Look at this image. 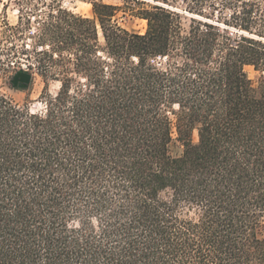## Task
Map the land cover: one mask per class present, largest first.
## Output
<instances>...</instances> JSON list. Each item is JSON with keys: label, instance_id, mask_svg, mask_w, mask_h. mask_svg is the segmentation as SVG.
I'll use <instances>...</instances> for the list:
<instances>
[{"label": "trees", "instance_id": "16d2710c", "mask_svg": "<svg viewBox=\"0 0 264 264\" xmlns=\"http://www.w3.org/2000/svg\"><path fill=\"white\" fill-rule=\"evenodd\" d=\"M181 1L144 34L93 3L102 42L59 8L28 28L42 108L0 91V264H264V0Z\"/></svg>", "mask_w": 264, "mask_h": 264}, {"label": "rangeland", "instance_id": "374dc122", "mask_svg": "<svg viewBox=\"0 0 264 264\" xmlns=\"http://www.w3.org/2000/svg\"><path fill=\"white\" fill-rule=\"evenodd\" d=\"M93 3L118 8L114 18L115 23L126 31L136 34H144L147 28V23L141 18L140 13L143 9L156 4L180 12L184 24H187L189 18L181 0L176 2L168 0L167 3H163L162 0H0V63L6 68V71H0V91L20 106L28 105L33 111L41 110L39 98L44 84L40 77L33 75L31 84L24 92L13 91L8 86L14 72L18 68H25V65L31 62L27 55L22 54L25 50H31L34 44L29 39L28 28L39 33L45 14L59 8L94 20L102 42L100 28L92 10ZM19 10L22 15L20 23ZM246 71L249 78L255 82L257 73L250 67H247ZM56 89L57 85L52 83L51 92Z\"/></svg>", "mask_w": 264, "mask_h": 264}, {"label": "water", "instance_id": "95a60500", "mask_svg": "<svg viewBox=\"0 0 264 264\" xmlns=\"http://www.w3.org/2000/svg\"><path fill=\"white\" fill-rule=\"evenodd\" d=\"M32 82V76L27 71L20 70L16 72L11 80L10 83L13 86V88H16L17 90H26L29 85Z\"/></svg>", "mask_w": 264, "mask_h": 264}]
</instances>
